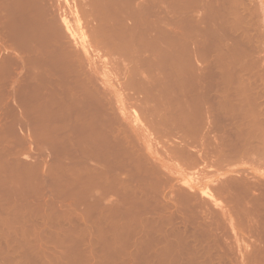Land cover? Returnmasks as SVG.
Segmentation results:
<instances>
[{
    "label": "rangeland",
    "instance_id": "rangeland-1",
    "mask_svg": "<svg viewBox=\"0 0 264 264\" xmlns=\"http://www.w3.org/2000/svg\"><path fill=\"white\" fill-rule=\"evenodd\" d=\"M12 1L3 0V5L0 0V8L1 6L4 8L3 10L0 9V67L2 68H0V78H2L0 79V227L2 228H0V264H154L155 255L153 254H155L157 250H154V245L156 246V240L153 241L155 236L153 238L150 234L148 235V232L145 233L144 230L146 227L144 226L148 225V229L150 227L149 232L151 228H153L152 233L154 234L155 223L146 221V224L144 218H142V213L144 212L143 207H134L133 200H130L128 210L126 211L125 209L124 211L122 197L119 194L120 189L118 190L120 185L122 187V181H127V178H129V172L124 168L128 157H131L129 160H138L142 165L144 162H146L144 163L146 165L149 163V167H147L151 170V172H149L148 169L150 175L145 174V177L143 174H140L142 178H146L144 188H147L145 196L150 202H148L149 209L155 206H158L160 209L162 205H170L172 200H174L172 202L178 203L177 205H182L184 201L188 202L189 199L192 200L189 201L190 203L188 202V204L185 202L182 207L179 205L183 209V212L185 211L184 220L181 219L183 223L180 222V220L178 223H175L177 226L175 225L174 227L171 225L169 230L171 229L170 233H181L185 237L186 249H189L190 253H192L193 248L201 249V190L213 179L214 174L222 169L219 166L218 168L220 169H214L216 172L212 170V172L207 175L203 163L201 164V161L198 160L201 159V72H204V70H206L205 68H207V63L201 60V45H197V47L196 45L186 43L187 45H184V49L181 48L183 45L177 48L173 47L176 49L168 48L167 50L166 48H161L166 50H162L164 51L163 54L168 51H173L172 53H168V56L171 55L172 57L174 55L173 58H171L172 60L169 59L170 57L168 58L166 56L167 54H164V57H162L163 55L157 52L159 49L157 50L155 47L159 48V46L148 47L144 45L145 49L142 47L143 45L141 48L137 46L138 51L140 49L142 50V48L144 52L147 48V51H149V53L145 52L144 54L146 59L140 61L143 55L139 54V52L142 53L143 51L138 52L136 50L140 56L135 53L134 56L138 58L134 56L128 57L130 53L127 55L119 50L112 49L114 46L110 45L108 41L106 42V40L109 39L107 37L109 34L103 38L107 46L99 39L103 37V35L105 36V34H100L99 32L96 33L102 36L95 34L96 29L94 27L98 28V26H96L97 24L93 26L95 21H93V24L91 22L94 18V14L92 15L93 18L90 16L92 18L90 20L88 17L89 15H87L89 13H87L88 6H86V4L89 0H44V2L42 0H17L19 4H17L16 8L13 6L16 5L17 2L14 4V1L11 3ZM199 1L197 2L199 6L196 5L195 1V3L192 2L193 4H190L193 7L189 6L190 9L188 8V11L186 10L189 14L180 11L178 12L180 13L179 15L190 21L197 19L198 21H194L201 24V1ZM256 1L254 0L253 2L261 8L259 3L263 2L264 4V0L259 2ZM23 2H25L24 5H21ZM253 2V8L255 9L257 5L255 6ZM6 4L8 5L6 6ZM39 4H43V7L40 5V8H38ZM33 5L38 7H33ZM89 7H91V5H89ZM258 7H256V9ZM25 9H27L29 14H26L27 12ZM30 9L32 10L30 11ZM34 9H36V11H33ZM89 9H92L91 13H93V8ZM42 11L45 13L48 11L49 14L51 13L50 17L49 14H47L48 12L45 14ZM24 12L29 16L27 17ZM259 12L261 11L259 10ZM34 13L36 15H34ZM38 14L41 15V17L43 16V18L45 17L44 20H47L43 21L41 20L43 18L38 16V19L39 17L40 19L37 21V17L35 16ZM53 15L54 17H51ZM26 18H29L30 23ZM261 18H263L262 14ZM261 18L260 20L262 21ZM53 20L55 21L54 23ZM188 21L185 23L186 26L189 27L194 24V21L192 24ZM35 22L38 25L35 24ZM47 22L48 24L51 22L55 28L54 37L57 36L56 38L48 37L53 35H51V33L54 30L51 28L52 25H48ZM67 22H69V24ZM39 23H43L41 26L44 28L41 27ZM55 23L56 25L58 24L57 27H60L59 29H56V25L54 26ZM36 26L38 27L35 28ZM15 27L18 30L14 29ZM49 27L51 29L50 31L48 30ZM64 27L66 28L64 29ZM44 29L45 31L47 30L48 33H51L47 36L48 33L44 32ZM60 29L63 31L61 34L64 35V40L59 42L58 37L62 39L60 34L62 31H59ZM56 31L58 32L56 33ZM96 31H98V29ZM43 32L45 36H42L44 34ZM194 32L190 31L189 34L186 35L187 41H201V32ZM39 33L43 34L41 35ZM21 34L23 37H21ZM18 35H20L19 38ZM39 35L40 39L42 37L48 38V40L56 39L52 40L55 44L51 41L42 40L44 38L40 40ZM97 35L100 36L97 38L102 43L96 39ZM36 36H38V40L35 38ZM262 36L261 40H264V33ZM22 38H24V40H22ZM19 40H21L20 43H22V45L18 43ZM40 41H45V43L47 41V45L50 47L43 43L48 48L47 49ZM64 41L67 42H65L67 46H65ZM25 42L28 45H26ZM61 42L64 43V47ZM261 43L263 45V47L261 46V51L264 56V41ZM61 44L62 46H60ZM19 45L24 46L23 54L26 53V55H21L22 49ZM37 45L39 47L43 45L41 46L43 49H41L47 53L56 50L55 53H51L53 55L48 53L49 57L56 54L59 55L58 53L62 55L67 53L68 55H65L66 62L62 63L61 57L64 59L62 55H59L61 64L59 63L60 61L56 62V59L52 57L53 59L51 58V61L55 62L48 64L52 66L55 63V65L51 67L49 71L48 69L50 66L47 63L42 61L44 63L42 64L41 59L40 63L42 65L38 63L41 55L34 50ZM52 45L56 48L57 45L59 47L55 49ZM25 47L27 50L30 47L29 50L31 53H28L32 55L27 54ZM60 47L63 48L62 53ZM19 48L21 49L20 52L17 50ZM50 48H52L51 52L49 50ZM24 50L26 51L25 53ZM177 50L179 51L178 55L181 53V55L184 56V59L180 56L183 60L180 59V57L178 58ZM71 51L75 53L72 54ZM32 52L36 53V55ZM175 52L177 56L173 54ZM47 53H45V55ZM147 53L148 55L146 56ZM70 54L74 58L72 61V56ZM157 54H159L160 57ZM19 55L23 56L22 58H25L29 63H26L27 61L25 59V61H20L21 56ZM27 55L28 58H30L29 60ZM7 56L10 58L8 59ZM32 56H35V59L36 57L39 58L35 60ZM31 58L34 60L33 63ZM132 59H139L138 61L140 64L142 63L141 66L145 69L147 68V70L149 69L147 71L143 68L146 73L151 71L146 75L149 78H145L146 76L143 75L144 77L141 76L143 79L138 80L140 77L136 79V71H139L141 74L144 70L139 68V62L137 63ZM131 60L138 65L136 66ZM4 61L5 65H3ZM67 61L71 62V64ZM21 62H24V64ZM67 63L69 67H67ZM62 64L63 67H61ZM64 64L66 66H64ZM43 65L46 66L44 67ZM35 66L37 67L35 68ZM129 67L132 70L130 72ZM62 68L63 70H61ZM36 70H38V72ZM133 71L135 74L133 73L134 77H132V80L134 79L135 81L129 79V75L132 74L131 72ZM30 72H32V75H30ZM49 72L53 74L57 72V74H50L53 76H49ZM62 72L66 75L63 74V76ZM139 72L137 73L138 75ZM34 75L36 77H34ZM56 75L60 77L56 78ZM58 79L61 80L58 81ZM62 79L64 81H62ZM64 86H66V88ZM62 88H65L66 91L63 92L64 89L62 90ZM77 99L81 100V102ZM69 108L70 111L74 110L72 114L69 112ZM64 109L67 110L65 111ZM73 112L75 115L77 114L76 117ZM92 112L95 113L93 114ZM65 113L67 114L65 115ZM82 113L92 114V116H88L90 118L87 120L88 117L86 114L83 115ZM63 115H68V117L62 118ZM94 115H97L96 120ZM76 118L79 119L76 120ZM102 119L105 120L108 126L112 125L113 129L109 130L111 126L108 127L106 124H103L104 121ZM78 120L80 122H78ZM95 121H98V123H95ZM99 123H102L103 127L101 124L100 128ZM68 124L69 128L65 129V127H68ZM114 126L116 128H114ZM103 129L105 134L101 132ZM177 131L180 133L177 134ZM61 134L65 137H61L63 136ZM96 134L97 136L101 135L99 136L100 139H102V136L104 137L103 140L105 139L104 141L100 140L105 144L102 151L101 145L97 144L99 137L97 139ZM80 135H87V137L84 136L87 139L89 135L90 137L86 140L84 137L81 139L82 136ZM70 136L73 138V145L70 141L72 139H69ZM66 137L68 139H66ZM63 138H65V144H67V146L71 145L74 149L71 147L67 149L66 146H64L65 144L63 145L60 143L63 141ZM178 138L179 141L180 139L182 141V138H184V141L186 140L187 144L190 146V150L200 153L193 152L195 155L198 154L196 160L191 158L193 157L191 155H188L190 159L188 156L184 158L176 155L177 153H175L173 147L176 143H180L177 142ZM67 140L70 142H67ZM93 140H95V142H93ZM127 140L130 141V143L128 142L130 145L128 143V145L126 144ZM57 141L59 142L58 144H56ZM174 141L175 144L173 145ZM95 143L100 148H98ZM103 146L104 145H102V147ZM63 148L65 149L62 150ZM66 150H75V152H72L70 155ZM111 150L114 152H110ZM103 151L108 153V155L103 154ZM66 152L68 154H65ZM189 153L191 154V151ZM195 155L194 158L196 157ZM145 157L148 158L147 160H149V162ZM106 158H109V162ZM103 160L106 164L102 162ZM246 164L234 162L231 165H227V168L235 171L237 174H241L245 171L244 173L252 177L253 180L260 179L259 174L263 173L262 170L264 167H261L263 168L261 169L259 166L257 167L255 164L252 165L250 162ZM102 165L111 166L112 168H109L110 173L106 171L107 166L103 169L102 167L105 166ZM159 166H167L168 170H163L166 177L164 176L163 178L162 171L160 173L152 171L153 169H159ZM223 168L227 169L226 166H223ZM247 171L249 172L247 173ZM103 174L104 178L107 174H110L111 177L112 175H116L115 177L118 178L117 182L115 177H112L111 180L114 181L108 185L109 182L107 183V180L105 181L102 177ZM229 176L230 175H228V177ZM256 176L259 178H256ZM141 177L139 178L142 180ZM103 180L104 183H102ZM184 190L186 192L189 190L190 193H186ZM180 193L182 197L185 196L183 198L184 201L182 198L178 199L179 196L181 197ZM256 193L257 191H254L253 195L255 194L254 196H257L259 194ZM188 194L192 196L189 197ZM193 194L196 198L193 197ZM129 195L128 197L133 199V195L131 193ZM141 195L142 194H140V197ZM192 198H194V200ZM221 201L223 202V206L229 207V204H227L223 198H221ZM2 207L4 211H2ZM190 216L192 218H190ZM198 217L200 218L199 222H197ZM1 219L4 220L2 221ZM188 222L191 223L189 224ZM185 223L188 224L189 227L188 225L185 227ZM178 224L181 225L179 226ZM246 227L247 225L244 224L241 230L250 229L249 231L251 232L250 226L247 227L249 229ZM228 229L231 234L229 227ZM249 231H247V233L243 232L244 234L240 233L237 239L241 237L242 240L240 239V244H243V247L247 242V249L244 247L242 252L245 253L248 251V253L251 252L253 254L255 249V252L258 250V248H255L257 245H254L256 244L257 235L254 236L252 233V235L250 234L248 236ZM192 234L193 237H190ZM197 234L199 236H197ZM232 234L229 235L228 232L227 235L232 238ZM233 235L235 238L234 241L236 242L235 234ZM240 235L245 236L242 237ZM250 236L252 238H250ZM226 237L229 240H227ZM226 237L227 241H233L234 239H230L228 236ZM227 241V244L225 243L226 245L229 243ZM234 241L231 243L232 245ZM242 241H244V243H242ZM152 242L154 243L152 244ZM12 243H15V245ZM234 245L233 247L236 248L237 242ZM248 246H250V248ZM228 247L231 251V245ZM243 247H241V249ZM235 248H233L234 252L232 256L229 255L230 258L232 257L234 260L235 258L239 260V257L241 258L243 253L240 254L237 251L239 249L235 251ZM234 260L232 259L233 262ZM233 264H235V262Z\"/></svg>",
    "mask_w": 264,
    "mask_h": 264
},
{
    "label": "bare ground",
    "instance_id": "bare-ground-1",
    "mask_svg": "<svg viewBox=\"0 0 264 264\" xmlns=\"http://www.w3.org/2000/svg\"><path fill=\"white\" fill-rule=\"evenodd\" d=\"M1 1L3 3V0H1ZM13 1H14V4H15V2H17L16 5L13 6L14 8H16L17 4H19L18 1H20V0H18V1L13 0ZM13 1L11 3H13ZM33 1H36V0H33ZM37 1H39V0H37ZM42 1L44 2V0H42ZM194 1L196 2V5H198L197 2L199 0H98V1H96V0L90 1L89 0L87 2L88 5L86 4V6H88V9L93 8V13H91L92 9H89L90 12L87 9V11H88L87 13H89L87 15H89L88 16L89 20L94 17L91 20V22L93 24V21H95L93 26L96 24H97L96 26H98V28L94 27L96 30L98 29V31L95 30V34H98L96 32H99L100 34L101 33L105 34V36L103 35V37H100L102 35L98 34L100 36L97 35L96 39L99 42H101V41L104 42L103 38H105L107 36V34H109V36H107L109 39L108 40H106L107 38L105 39L106 42L108 41V43H110V45L114 46V48H112V49L119 50L122 53H126L127 55H128V53H130L128 57L134 56V53L137 54L138 56H140L139 54H141L144 57L145 52L149 53V51H147L148 50L147 47H146L147 49L145 50V52L143 51V48L145 49V46H148V47L159 46V48L155 47V49H157V50L159 49L158 51L157 50H155V51H157L159 54L161 53V55H163L162 57H164V54L165 55L167 54L166 56L168 58L170 57L169 59L172 60L171 58H173L174 55L171 57V55L168 56V53H172L173 51L172 52L168 51L167 53L163 54V52L166 50L161 49V48H166L168 50V48H173V47L177 48L180 45L181 46L183 45V47H181V48L184 49V45L186 43L187 44L190 43V44H193L196 46L201 45V60L203 62L207 63V68H205L206 70H204V72L205 71L206 72L205 73L201 72V74H202L201 75V151H200L201 154L198 151L190 150V146L187 144L186 140L184 141V138H182L183 139L182 141H181V139L179 141V138H178L177 142H180V143H178V144L176 143V145H174L175 141L173 143V145H174L173 149H175V153H177L176 155H178V156L185 158L188 155H191V156H193L191 158L196 160V158L198 157L197 155L200 154L201 159H198V160L201 161V164L203 163L204 169L206 170L207 175L209 173H211L212 170H214V169L215 170L220 169V168H218L219 166L223 169V170L222 169L218 170V172L215 173L216 175L214 174L213 179L210 180L208 182V184L206 185V187L201 190V234H200L201 235V249L193 248V250L191 249L192 253H190L189 249H186L187 245L185 242V237L181 233H170L171 229L169 230V228L171 225H173L175 227V225L177 226V224H175V223H178V221H180L181 219L184 220L183 217H184L185 211L183 212V209L181 208L182 205L185 202L188 204L189 201H192L189 198H187V199H189L188 202L184 201L183 198L185 196L183 195L184 197H182L181 191H180L181 197L179 196V198H178V199L182 198V200L184 201V203L182 205L179 204L181 207L179 205H177L178 203L172 202V201H174V200H172L170 205H162V207L160 209L158 208V206H155V207L149 209V205H148L149 201H148V198L145 196V194L147 192L146 191L147 188H144L145 183H146V178L144 179L141 177L142 174L144 176H145V174L150 175L149 172H151V170L148 168L149 163L146 165V164H144L146 162L143 161L144 162L143 165H146V166H143L141 162H138V160L137 161L132 160V159L129 160V158H131V157H128L127 158L128 160L126 159L127 161L125 162L124 168L126 171L129 172L128 173L129 178H127L128 179L127 181H122V187L119 184L120 183V181H119L118 184L120 185V187H118V190L120 189L119 191L121 193L118 190L117 191L119 192V194L122 197V201H123L122 205L124 207V209H123L124 211H125V209H126V211L128 210V204L130 203V200H133L134 207H141V206L143 207L144 212L142 213V218H144V221L145 222L146 221H148V222L152 221L155 223L154 231H153L154 234L152 233L153 228H151V231H150L152 233V235L149 232L150 227H149V229L147 228L148 227V225H146L147 222L145 224L146 226H144L148 230L147 231L145 228V230H146V231L144 230L145 233L148 232V235L150 234V236H153V238L155 236V239L153 240V241L156 240V242H155L156 246L154 245V250L155 249H157V250H156V252L154 251L155 254H153V255H155V260H154L155 263L153 262L154 264H163V262H164V264H233L234 262H235V264H264V169L261 168V167H264V62H263L264 56H263L262 51H261L262 47H263L261 42L264 41L263 39H262L263 41L261 40V38L263 37L262 35L264 33V20H263L264 19V15H263L264 14V6H263L264 4H263V2L259 3L261 6V8H259L258 5L256 4L257 5L256 6L255 3L253 2L254 0L253 1L252 0H200L201 1V5H200L201 6V21H200L201 24H198V22H196L198 20L194 19V20H196V21L193 20L194 24L195 23H197V24H195V26L193 24L192 25L193 27L192 26L188 27L185 25V23L189 19H184L183 16L181 17L179 15L180 13H178V12H180V11L186 12V10L188 11V8L190 9V7H193L190 4H193L192 2H194ZM257 1L259 2L262 0H257ZM47 2H45V3H47ZM252 2L254 3V5L256 7H258L257 9L255 6H254L255 9L253 8ZM24 3L25 2H23L21 5H24ZM33 4H34V2H33ZM3 5H4V3H3ZM7 5L8 4H6V6ZM40 5L41 4H39L38 5L39 7L38 6L37 7L40 8ZM45 5H48V4H45ZM89 5H91V7H89ZM26 6H27V4H26ZM33 7H36V6L33 5ZM28 8H29V6H28ZM0 9L3 10L4 8H2V6H1ZM5 9H6V7H5ZM25 10L27 12V9H25ZM31 10L32 9H30V11ZM259 10L261 12H259ZM7 11H8V9H7ZM33 11H36V9H34ZM44 11H45V9H44ZM16 12H19V11H16ZM37 12H39V11H37ZM42 12H41V14L43 15V13H45V12H43V13ZM49 12L47 14H49ZM20 13H21V11H20ZM3 14H5V13H3ZM24 14H25V12H24ZM26 14H29V13L27 12ZM30 14L32 15L31 12H30ZM39 14L37 16H35V17H37V21L41 17V15H39ZM50 14H49V17H50ZM186 14H189V13L186 12ZM261 14H262L263 18H261ZM17 15H19V14H17ZM34 15H36V14L34 13ZM92 15H93V17H92ZM38 16H40L39 19H38ZM44 16H46V15H44ZM186 16H189V15H186ZM22 17H23V15H22ZM51 17H54V15ZM29 18H26V19H28L27 20L28 22H29ZM41 18H43V16ZM44 18L41 20L46 21L47 19L44 20ZM260 18L262 19V21L260 20ZM9 19H11V18H9ZM43 21H41V22H43ZM193 21H190L191 23L190 22L189 23L192 24ZM28 22H27V24H28ZM48 22H49V19H48ZM48 22H47V24H48ZM51 22H50V24H51ZM54 22L55 21L53 20V23ZM56 22H57V20H56ZM1 23H3V22H1ZM43 23H41V24H43ZM67 23L69 24V22H67ZM31 24H32V22H31ZM35 24H37V23L35 22ZM41 24H40V26H41ZM50 24H48V25H50ZM18 25H20V24H18ZM55 25H56V23L54 24V26ZM57 25L55 27H56V29H59L60 27H57ZM28 27H31V26H28ZM33 27H32V29H33ZM37 27L38 26H36L35 28H37ZM41 27H43V26H41ZM51 28H52V30H54L52 33L50 32L51 35L53 34L52 36H48L50 33H48L47 30L45 31V29H44V32L48 33V34L46 33L48 37L56 38L57 36L54 37L55 28L53 27V25L51 26ZM65 28L66 27H64V29ZM14 29H16V27ZM16 30H18V29H16ZM48 30L49 31L51 30L50 27L48 28ZM59 31H62V30L60 29ZM190 31H193V32L196 31V33L201 32V41H199V40H195V41H191V42L187 41L186 35L189 34ZM57 32L58 31H56V33ZM61 33H63V31L60 32V34ZM39 34H41V33H39ZM34 35H36V34H34ZM19 36L20 35H18V38H19ZM42 36H45V33ZM61 36H62V39L58 37L59 42L61 40H64L63 39L64 35L61 34ZM21 37H23V35ZM21 37H20V39H21ZM97 37H100L99 39H101V41ZM18 38H17V41H18ZM35 38L37 39L38 36H36ZM42 38H44V37H42ZM39 39H40V35H39ZM58 39H57V42H58ZM22 40H24V38H22ZM42 40H47L48 42L49 41L53 42L52 40H56V39L48 40V38L47 39L44 38ZM20 41L21 40H19L18 43H20ZM47 41H46V43H45V41L44 42L40 41V42H42V44L45 43L47 45L48 44ZM26 42H25V44H26ZM65 42L66 41H64V43ZM106 42H104L105 45H106ZM50 43H49V45H50ZM61 43H63V42H61ZM64 43H63V47H64ZM66 43H65V46H67ZM20 44L22 45V43H20ZM45 44H43V45L45 46ZM53 44H55V43L53 42ZM21 45H19V47ZM26 45H28V44H26ZM43 45H40V47L37 45V47L34 49L37 51L38 54L41 55V56L39 55L40 58L36 57V59L39 58V61L37 60L39 64H41L40 59H41V62L43 61L47 64L48 63L52 64L55 61L56 62L60 61L59 63L61 64V60H62V63L66 62L65 55H68L67 53L66 54L64 53L63 55L58 53L60 56L61 55L64 56V59H63V57H61V60H60V56L57 54L54 56H51V55H53L51 53L52 52L55 53L56 50L53 49L54 51L51 52L52 48H50L49 50L51 53H49V52L48 53L51 54L50 55L51 57H49L47 52L42 51L43 48L41 46H43ZM53 46L54 45H52V47ZM60 46H62V44ZM106 46H103V47H106ZM137 46H140V48H141V46L143 47L142 50L141 49L139 50V51H143L142 53H140L138 51ZM26 47H25V49H26ZM48 47H50V46H48ZM58 47L59 46L57 45V48ZM74 47H75V45H74ZM20 48L22 49V52H21V55H22L24 46H21ZM20 48L17 49V50H19V52L21 51ZM29 48H28V50H29ZM46 48H44V49H46ZM54 48L57 49L55 46H54ZM60 48H61V53H62L63 48L62 47H60ZM176 48H173V49H176ZM181 48H178V49H181ZM65 49H66V47H65ZM28 50H27V54H30L31 52H30V50L29 51ZM136 50L139 52V54L136 52ZM162 50H164V51H162ZM57 51H59V50H57ZM151 51H153V50H151ZM160 51H162V52H160ZM182 51H180V52H182ZM25 52L26 51L24 50V53ZM28 52H30V53H28ZM44 52L47 53L46 54L47 56L45 55ZM66 52H67V49H66ZM71 52H72V54L75 53L74 51H71ZM42 53H44V54H42ZM148 53L146 54V56L148 55ZM155 53H153V54H155ZM178 53H179V51L177 52V55H178ZM33 54L36 55V53H33ZM159 54H157V55L159 56ZM173 54L176 55V52ZM21 55H19V56H21ZM24 55H26V53L23 54V56ZM30 55H32V54H30ZM23 56H21L20 61L26 60L25 58H22ZM56 56H59V57H56ZM71 56H70V59H71ZM180 56L182 58L184 57L181 55V53L178 55V58ZM262 56H263V58H262ZM34 57H33V59H35ZM52 57H54V59H56L53 62L51 61ZM134 57L138 58L137 56H134ZM143 57L140 58V61L142 59L143 60L146 59L145 57L144 58ZM167 57H165V58H167ZM181 57H180V59H182ZM9 58L10 57H8V59ZM27 58H28V55H27ZM136 58H134V59H136ZM165 58H164V60H165ZM29 59L30 58H28V60ZM70 59H67V60H70ZM73 59L74 58L72 56L71 61ZM134 59H132V60L137 62V63L139 62L138 61L139 59H137V60H134ZM31 60H32V58H31ZM132 60H131V62H133ZM17 61H19V60H17ZM33 61L34 60H32V63H33ZM178 61H179V59H178ZM43 62H42V64H44ZM67 62H69V61H67ZM21 63L24 64V62H21ZM26 63H29V62L27 61ZM69 63L71 64V62H69ZM138 64H140V62ZM141 64H140V67L139 66L138 67L142 68L141 70H144L145 68L142 67ZM3 65H5V61H4ZM54 65H55V63H54ZM54 65H52V66L49 65L50 68L48 70L50 71L51 67H53ZM66 65H67V67H69L68 63ZM66 65L64 64V66H66ZM131 65H132V63H131ZM37 66H35V68ZM43 66L45 67L46 65H43ZM61 67H63V64ZM138 67H135V68H138ZM201 67H202V65H201ZM38 70H36V71L38 72ZM46 70H47V68H46ZM61 70H63V68ZM145 70H147V68ZM145 70L142 71V73L145 72L144 74H142V73L140 74L139 71H136V74L134 73V71L131 72L132 74L129 75V79L132 80V77H134L133 73L135 75H137L136 79H138L137 77H140L138 80L143 79L141 76H143V75L146 76L147 73L151 72V71H149L146 73ZM130 71H132V70L129 67V72ZM39 72H40V70H39ZM45 72H48V71H45ZM64 72H62V75L64 74ZM66 72H67V70H66ZM138 72H139L140 76L137 74ZM31 73L32 72H30V75H32ZM50 74H53V73L49 72V76H53V75L57 74V72H55V74H53V75H50ZM64 75H66V74H64ZM34 77H36V76L34 75ZM57 77H60V76L56 75V78ZM52 78L56 79L55 77H52ZM145 78H149V77L146 76ZM0 79H2V78H0ZM60 80L58 79V81H60ZM65 80H67V79H65ZM62 81H64V80L62 79ZM56 82H57V80H56ZM0 84H1V82H0ZM29 87H30V85H29ZM64 87L66 88V86H64ZM65 88H62V90L64 89L63 92L66 91ZM19 91H21V90H19ZM67 91L70 92L69 90H67ZM70 94H72V93H70ZM25 95H27V94H25ZM74 100H75V98H74ZM78 101L81 102V100H78ZM67 104H69V103H67ZM67 104H65V105H67ZM69 106H71V105H69ZM81 106L83 107L82 104H81ZM62 107L65 108L64 106H62ZM76 107H77V105H76ZM73 109H75V108H73ZM72 111H74V110H72ZM72 111H70V108H69V112L71 114H72ZM69 112H68V114H69ZM95 112H97V111H95ZM95 112H92V113L94 114ZM66 114L67 113H65V115ZM71 114H69V115L71 116ZM73 114H74V112H73ZM84 114H86V113H84ZM65 115H63L62 118L68 117V115L67 116H65ZM74 116L76 117L77 114L76 115L74 114ZM78 116H79V114H78ZM86 116L87 117L92 116V114L91 115L86 114ZM96 116H95V120H96ZM89 118L90 117H88L87 120ZM77 119H79V118H76V120ZM84 119H86V118H84ZM104 119H105V117H104ZM103 121H104L103 124L107 125V123H105V120H103ZM180 121H181V119H180ZM78 122H80V121L78 120ZM95 123H98V121L97 122L95 121ZM69 124H68V127H65V129L69 128ZM99 124H100V128H101L102 123H99ZM103 124H102V127H103ZM65 125H67V124H65ZM107 126H106V128H107ZM110 126H108V127H110L109 130L113 129V126L112 125H110ZM118 127H120V126H118ZM63 128H64V126H63ZM114 128H116V127L114 126ZM58 129H59V127H58ZM70 129H72V128H70ZM67 131H68V129H67ZM103 131H104V129L101 132L103 134H105ZM105 131L107 132L106 129H105ZM59 132H60V130H59ZM176 133L179 134L180 132L178 133V131H177ZM99 134H100V132H99ZM61 135H63V134H61ZM76 136H78V135H76ZM80 136H82L81 139H83L84 136L87 137V135H80ZM96 136H97V134H96ZM99 136H101V135H99ZM99 136H97L96 138L98 139ZM179 136H182V135H179ZM61 137H65V136L63 135ZM61 137H60V139L62 140ZM89 137H90V135H89ZM89 137H88V139H89ZM70 138H71V136L69 137V139ZM101 138L102 139H100V137H99V141L103 140L104 137L102 136ZM60 139H59V141H60ZM64 139L65 138H63V141L60 142L63 145L66 143V142H64ZM66 139H68V138L66 137ZM71 139L72 140H70V141L72 143L73 138H71ZM76 139H74V140H76ZM85 139L88 140L87 138H85ZM70 141L67 140V142H70ZM77 141H78V139H77ZM99 141L97 142V144L101 145L100 147H101V151H102V148L105 147V144L102 141H100V143H101L100 144ZM93 142H95V140H93ZM128 142L130 143V141L127 140L126 144ZM58 143L59 142L57 141L56 144H58ZM97 144L95 143V145L98 147ZM72 145H73V143H72ZM102 145H104V146L102 147ZM64 146H66L67 149H68V147H71L74 149V147H72L71 145L67 146V144H65ZM59 147H60V145H59ZM100 147H98V148H100ZM64 149L65 148H63L62 150H64ZM71 150H69V151L66 150V151L68 153H70V155H71L72 152H75V150H73V151H71ZM112 151L113 150H111L110 152H112ZM190 151H191V154L189 153ZM67 152L65 154H68ZM193 152H195V153L197 152L198 154L195 155V153H193ZM101 153H98V154H101ZM103 154L108 155V153H105V152ZM73 155H74V153H73ZM194 155L196 156L195 158H194ZM132 158H133V156H132ZM145 158H146V160L148 159L147 157H145ZM188 158H189V156H188ZM107 159L109 162V158H106V160ZM140 161H142V160H140ZM147 161L149 162V160H147ZM102 162H104V160ZM234 162H241L243 164L250 162V163H252V165L255 164V166H257V167L259 166V168L263 169L262 170L263 173L259 174L260 179H258V180L254 179L253 180L252 177H250V176L246 175V173H244L245 171H243V173H241V174H237V173H235V171L227 168V165H231ZM102 166H105V167H102L104 169V168H106L107 165H102ZM223 166L224 167L226 166L227 169H224ZM110 167L107 166V169H106L107 173H110L109 172ZM228 167H231V166H228ZM250 167H251V165H250ZM148 169H149V172H148ZM159 169H160V171H159ZM159 169H155V170L153 169L152 171L155 173H160L162 171L161 173H163L162 176L164 178V176L166 174L163 170H165V169L168 170L167 166H165V167L159 166ZM114 171H115V169H114ZM111 172H113V171H111ZM248 172L249 171H247V173ZM228 175H230V176L228 177ZM105 176L106 177L104 178V174L102 175V177L105 179V181L107 180L106 182L107 183L109 182L108 185H110L111 183H113L112 181H114V180H111L112 177L114 178L116 175L115 176L112 175V177H111L110 174H107ZM232 176H234V177H232ZM139 177H141L142 180ZM256 178H259V177L256 176ZM115 179L117 182L118 178L115 177ZM250 179H252V180H250ZM102 183H104V180L102 181ZM189 190H188V192H186L184 190V192L190 193L191 190L190 191ZM254 191L255 192L257 191L256 194H258V193L259 194L257 196H254L255 195V194L253 195ZM126 192L127 193L130 192L133 195V199H130L128 197V195L130 193L127 194ZM140 194H142L141 195L142 198L140 197ZM194 194H193V197H195ZM188 195H189V197L192 196V195L190 196V194H188ZM188 195H186V196H188ZM196 196H198V195H196ZM221 198H223L227 202V204H229L228 205L229 207H227L225 205L223 206V202L221 201ZM192 199L194 200V198H192ZM176 201H178V200H176ZM2 211H4L3 207H2ZM192 213H193V211H192ZM0 214H1V211H0ZM16 215H17V213H16ZM13 216H15V215H13ZM15 217H17V216H15ZM190 218H192V217L190 216ZM199 219L200 218L198 217L197 222H199ZM186 220H188V219H186ZM180 222H182V220ZM188 223L190 224L191 222H188ZM192 223H194V222H192ZM5 224H7V223H5ZM244 224H246L247 227L250 226L251 232L249 231L250 229L247 227L246 228L249 230L245 229L246 232H245V230L244 231L241 230V229H243ZM178 225L180 226L181 224H178ZM184 225H185V227H187L188 224L185 223ZM12 227H14V226H12ZM144 227H143V229H144ZM188 227H189V225H188ZM197 227H198V225H197ZM228 227L231 230V234L232 233L235 234L236 242H237L236 248L233 247V245L236 244V242L234 241L235 238H234L233 234H232V236H233L232 238H234L233 239V241H234L233 245L231 244L233 241H227L229 239L226 236H228L229 238L231 237V236H229L231 234H230V231H228L229 230ZM240 230H241V232H240ZM242 231L245 233H247V231H249L248 236L250 234L252 235V233L254 236L257 235L256 236V238H257L256 244H254V245H257V247H255V248H258L257 252H255L256 249L253 251V254L251 252L248 253V251H246L245 253L242 252L244 247H246V243H247V242L245 243L244 247L242 246L243 244H240L241 240H242L240 236L243 237L245 235H240L239 236L240 238L237 239V236L240 233L241 234L243 233ZM228 232H229V235H227ZM197 236H199V235L197 234ZM190 237H193V234ZM225 237L227 238V240ZM224 238H225V240H224ZM232 238H230V239H232ZM250 238H252V237L250 236ZM14 240H16V239H14ZM239 240H240V242H239ZM226 241L229 242L228 245H226L227 244ZM153 243L154 242H152V244ZM242 243H244V241H242ZM12 244L15 245V243H12ZM198 244H199V242H198ZM229 245H231V247H232V249L230 248L231 251L229 250V247H228ZM251 245H252V243H251ZM188 246H190V245H188ZM193 246H194V244H193ZM152 247H151V250L153 249ZM241 247H243V248L241 249ZM248 247L250 248V246H248ZM233 248H235V251L237 249H239L237 251L240 254L243 253L241 255V258L239 257V260L235 258V260H236L235 261L234 258L231 257L234 260V262L230 258V255L232 256V254L234 252ZM246 249H247V247H246ZM236 253H234V254H236ZM235 256H237V255H235Z\"/></svg>",
    "mask_w": 264,
    "mask_h": 264
}]
</instances>
